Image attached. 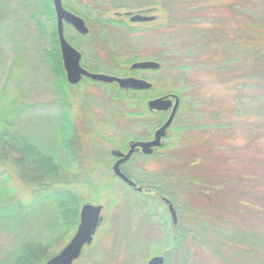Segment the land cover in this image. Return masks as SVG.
Returning a JSON list of instances; mask_svg holds the SVG:
<instances>
[{"label": "trees", "instance_id": "1", "mask_svg": "<svg viewBox=\"0 0 264 264\" xmlns=\"http://www.w3.org/2000/svg\"><path fill=\"white\" fill-rule=\"evenodd\" d=\"M176 1H172L173 10L177 6ZM251 2L264 8L262 0ZM181 3L184 5V2ZM7 8L6 3L0 8V28L6 21ZM249 14L243 24L248 30L252 28L253 34L245 31L242 45L239 38L235 39L236 35L224 32L221 25L215 26L218 28L200 31L201 40L197 43L206 51L196 52L194 58L208 55L206 61L214 63V70L222 80L237 81L234 106L227 111L220 108L206 114L201 111L206 122L196 124L194 128L197 133H206V137L198 143L197 137L193 138V144L188 147L160 156V161L166 163L164 169L153 173L134 170L130 174L125 171V175L137 186L154 192L153 199L157 203H161L159 197L169 199L179 214L177 227L170 226L167 215L165 222L160 224L167 231L164 247L156 249L149 245L148 255L163 256L164 264H264V158L250 154L254 144L264 138V36L260 41L261 34L257 32L264 29V17L255 11ZM35 23L42 25L41 21ZM2 28L0 33L5 37L0 35L1 39L12 47L10 39L13 31L11 35H5ZM39 32L49 43L45 53L48 72L62 93H65L66 86L76 87L83 81L91 82L84 78L75 85H69L65 80L56 35L51 31ZM245 44L249 49L245 50ZM107 47L109 67L105 68L106 72L126 76L128 72L122 64L136 60L121 62V51L115 45ZM240 50L242 59L236 57ZM232 52L235 58L227 57ZM96 59L101 62L99 57L96 56ZM188 59V56L182 57L178 62L188 65ZM237 63L239 68H236ZM8 68L0 91V264H43L53 255L55 248L72 236L78 224L79 208L86 202L72 187L71 175L66 179L61 176L62 168L70 170L72 160L80 150L76 143L80 138L72 130L61 137L62 141L43 145L25 132L17 124L24 108L17 106L15 98L7 91L9 86L15 87L23 75L13 81L15 70ZM110 86L114 92L110 97V104L116 108L114 110L123 107L131 117L151 116L145 110V98L140 92ZM169 93L182 98L177 91L170 90ZM237 115L253 120L248 123L233 122V117ZM158 117L160 120L154 128L163 120L162 116ZM235 132L245 136L243 146L217 142L232 137ZM95 135L98 136L97 133ZM99 139L108 143L109 154L111 149H116L109 136L101 135ZM129 139L139 138L129 136L123 143ZM60 149L64 150L62 162L58 158ZM92 149L100 147L94 145ZM87 158L89 160V156ZM100 158L97 155L89 164L100 163ZM82 181L96 194L106 188V184L96 185L87 177ZM135 193L143 196L140 192ZM88 200L98 199L92 196ZM139 206L144 215L145 207L142 203ZM148 213L152 214V210ZM157 221L160 222L159 219ZM106 258H112L111 254L106 257L103 254L102 259L87 260L85 257L81 264H111L112 259Z\"/></svg>", "mask_w": 264, "mask_h": 264}, {"label": "rangeland", "instance_id": "2", "mask_svg": "<svg viewBox=\"0 0 264 264\" xmlns=\"http://www.w3.org/2000/svg\"><path fill=\"white\" fill-rule=\"evenodd\" d=\"M77 1L66 0L75 7L78 6ZM185 1H176L177 6L174 10L172 8L171 14H166L165 10L162 11L158 6L156 21L145 23L139 30L129 31L127 35L124 33L126 27L122 25H99L94 20L98 17L96 11L87 15L89 37L77 38L72 31L67 30L66 35L70 44L85 56L81 62L84 68L88 70L93 68L98 70L96 72L107 73L105 70L109 67L107 46L115 45L118 51H121L119 59L121 62L125 59L161 60H158L161 65L158 71L133 73L147 78L154 84L151 95L169 93L170 90L182 94L180 108L165 139V147L155 151V155L133 157L128 164L124 165V172L132 174L135 170L153 173L164 169L166 163L160 161V156L168 151L174 152L180 147H188L193 144V138L197 137L198 143L200 139L206 137V133H197L194 128L196 124L206 122L201 111L204 114L216 108L227 111L234 106L233 97L236 94L237 81L222 80L213 67L214 63L206 61L205 58L208 55H201L199 59L198 57L194 59L196 52L206 51L197 43L201 40L200 31L218 28L221 25L220 28L224 32L236 35L235 39L239 38L238 41L241 44L245 40L242 36L245 31L253 34L252 28L246 29L243 20H248L251 11L264 17V8L253 4L252 0H198L197 3L194 0V3L187 6L188 8L196 9L201 6L210 10L200 14L199 18H190L187 14H183L187 11V7L181 2ZM20 2L21 0H0V8L4 3L8 5L4 16L6 21L3 23V28L1 27L2 33L11 35V30L13 31L10 39L12 47L4 43L0 37V91L8 73V67H13L15 70L13 81L16 77L23 75V78L15 84L16 86H9L7 91L15 98L16 105L24 108L17 124L43 145L60 142L63 135H68L75 130L74 132L80 138L76 141L80 150L76 158L72 160L70 170L62 168L61 176L66 179L68 175H71L72 187L81 199L103 206V223L96 231L92 244L85 248L84 256L74 264H81L85 257L87 260L102 259L103 254L105 257L111 254L112 258H106V260L112 259L111 264H146L147 260L153 256L148 255L149 245L156 249L164 247L167 231L160 224H163L165 216H168L166 208L153 198L136 194L129 186L113 176L110 172L112 158L108 143L99 138L101 135L109 136L115 147L122 149L125 144L123 141L129 136L139 139L148 137L160 119L158 116L148 115L131 117L125 113L123 107L118 111L114 110L116 108L110 104V97L114 92L109 84L91 80H89L91 82L83 81L76 87L66 86L65 93H62L54 77L48 72L49 65L45 57L49 48L48 40L40 34L33 20H26V15L19 5ZM119 32L122 33L119 34ZM257 32L261 34L259 37L261 41L264 29ZM0 35L4 36L1 33ZM244 47H246L245 50L249 49L248 44ZM188 51L193 53L188 55ZM96 56L101 62L97 61ZM187 56L189 64H185L187 67L183 68L185 65L178 62V59ZM238 56L242 59L241 50L236 55ZM227 57L235 58V55L232 52ZM130 64H122L126 72ZM236 65V68H239L240 64ZM8 81L11 83L10 79ZM26 105L29 107L26 108ZM249 120L253 119L237 115L232 121L248 123ZM217 142L227 143L230 146H243L246 139L243 133L235 132L232 137L222 138ZM94 145L100 149H92ZM63 152V149L58 151L61 162L64 159ZM250 154L264 158V138H260L254 144ZM97 155L101 157V162L89 164V161ZM134 176L138 177L137 174ZM85 177L96 185L106 184V188L99 190L96 194L82 181ZM92 196H96L98 200H88ZM111 201L113 203H110ZM139 203L146 208H144V215ZM149 210H152V214L148 213ZM68 240L55 248L53 255L59 252Z\"/></svg>", "mask_w": 264, "mask_h": 264}, {"label": "water", "instance_id": "3", "mask_svg": "<svg viewBox=\"0 0 264 264\" xmlns=\"http://www.w3.org/2000/svg\"><path fill=\"white\" fill-rule=\"evenodd\" d=\"M52 3L57 21V38L62 68L65 80L69 85H75L85 77L98 83L109 85L115 84L122 90H146L151 87V83L144 79L133 76H117L108 73L92 72L84 68L80 63L81 53L70 45L64 37L63 21L70 24L82 35H86L89 32V29L80 17L66 11L62 7L61 0H52ZM150 20H153V17L136 15L131 18L132 22H145ZM158 68L159 63L152 60L133 62L129 66V70H154ZM146 107L148 111H167L169 108H171V110L163 124L154 131L151 140H130L126 152L116 149L110 150V155L117 158L111 166L113 175L127 186L134 189L135 192H141L142 188L136 186L135 182L121 171L120 166L136 151L140 150L144 155H151L154 150L164 145V138L167 135V130L169 129L179 107V97L176 94L156 97L148 100ZM164 201L168 205L167 209L170 221L172 225H176V211L168 199H164ZM102 211L103 206L101 204L90 202L82 203L79 208L78 224L74 233L61 250L55 255L49 257L43 264H74L82 256L85 248L92 244L96 231L104 220ZM146 264H164V258L161 255H153L147 260Z\"/></svg>", "mask_w": 264, "mask_h": 264}, {"label": "flooded vegetation", "instance_id": "4", "mask_svg": "<svg viewBox=\"0 0 264 264\" xmlns=\"http://www.w3.org/2000/svg\"><path fill=\"white\" fill-rule=\"evenodd\" d=\"M172 1L173 0H164V1L163 0H78L77 1L78 6L75 7V6L71 5L69 2H66V0H61V4H62V7L66 11L80 17L84 21L85 25L88 27L89 31H90V28L87 24V19H88L87 15H88V13L96 11L98 17L94 18V20L97 21V23H99V25H105V26L122 25L123 27H126V32H124V33H126L125 35H127V33L129 31L139 30L141 28V26L144 25L145 23H151V22L156 21L157 20V8H158V6L162 9V11L165 10L166 14H171V11L173 8ZM195 1H196V3L198 2V0H195ZM262 1H264V0H262ZM191 3H194V0H186L184 2V5H186V7H187ZM163 4L165 5L164 7H162ZM19 5L21 6L22 12L26 15L25 16L26 20L31 19L34 22L35 21H41L42 25H37L38 30L39 31L45 30L47 32L51 31L52 33H54L56 35V38H57V21H56V15H55L52 0H21ZM195 10L196 11H194V9H190L187 7V11H186L187 16L190 18H199L200 14H203L206 10H210V9H207V8L205 9L204 7L199 6ZM231 13L233 14L232 10H231ZM194 14H196V15H194ZM136 15H139L142 17H153V20L145 21V22H132L131 18L136 16ZM42 28H45V29H42ZM67 30L72 31L77 38H85V36H87L89 34V32H88L86 35H82V34L78 33L70 24L63 21V34H64V37L68 41L69 44H70V42L67 39V35H66ZM122 32H119V34H121ZM57 42H58V38H57ZM58 48H59V44H58ZM75 49H77V48H75ZM166 59L167 58H165V60ZM146 60H152V61H155L157 63H159L158 60L161 61L160 59L154 60V59H149V58L142 59L140 61H146ZM81 62H82V53H81L80 63ZM135 62H137V61H135ZM160 67H161V65L159 63V68L154 69V70H151V69H148V70H140V69L129 70V68H128V74L126 76H133L136 78L144 79L147 82L151 83L149 80H147V78H145L141 75H135L133 73L136 71H144V72L158 71L160 69ZM84 78L85 77H83L82 79H84ZM112 85H115V84H112ZM153 86H154V84L151 83V87L149 89L131 90V91L140 92V94H142L143 98H145V110H146L147 114H149L151 116H162L163 117L162 122L156 128H154L151 135H149L148 137L143 138V139H129L125 143V145L123 146L122 149L116 148V150L126 152L128 150L127 145H128V142L130 140H143V141L151 140L153 137L154 131L158 127H160L163 124V122L167 119L171 108H169L167 111H148L146 104H147V101L150 99L165 96V95H172L173 93H164V94H159V95H155V96L151 95V92L153 90ZM124 91H128V90H124ZM180 105H181V100L179 97L178 110L180 108ZM178 110L176 112V115L178 113ZM176 115H175V117H176ZM175 117H174V119H175ZM174 119H173V121H174ZM168 134H169V129L167 130V135L164 138V145H165V139L167 138ZM162 147H160V148H162ZM160 148L154 150L153 153H155V151L159 150ZM151 155H144L143 153H141L140 150L136 151L131 155V157L125 163H123L120 166V169L125 174L123 167H124V165L128 164L133 157H136V156H146L147 157V156H151ZM110 156L112 158V164H113L117 160V158L113 157L112 155H110ZM112 164H111V166H112ZM111 166H110V171H111ZM111 173H112V171H111ZM136 186H137V184H136ZM140 193L142 195L149 197V198H154V196H155L154 192H152L150 190H145L143 188H142V191ZM158 199L165 206L168 217H169V212L167 209L168 205L164 201V199H167V198L166 197H159ZM174 209H175V207H174ZM175 211H176V216H177V224L172 225V223H170V226H173V227H177L178 223H179V214H178L176 209H175Z\"/></svg>", "mask_w": 264, "mask_h": 264}]
</instances>
